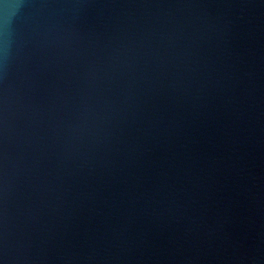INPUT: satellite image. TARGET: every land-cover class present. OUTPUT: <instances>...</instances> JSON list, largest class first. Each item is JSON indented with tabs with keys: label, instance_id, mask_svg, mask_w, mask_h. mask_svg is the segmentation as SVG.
I'll list each match as a JSON object with an SVG mask.
<instances>
[{
	"label": "water",
	"instance_id": "water-1",
	"mask_svg": "<svg viewBox=\"0 0 264 264\" xmlns=\"http://www.w3.org/2000/svg\"><path fill=\"white\" fill-rule=\"evenodd\" d=\"M0 264H264V0H0Z\"/></svg>",
	"mask_w": 264,
	"mask_h": 264
}]
</instances>
